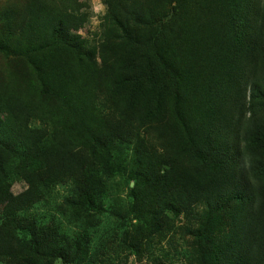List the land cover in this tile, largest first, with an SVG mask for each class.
Masks as SVG:
<instances>
[{"label": "trees", "instance_id": "obj_1", "mask_svg": "<svg viewBox=\"0 0 264 264\" xmlns=\"http://www.w3.org/2000/svg\"><path fill=\"white\" fill-rule=\"evenodd\" d=\"M19 2L0 264H130L180 215L195 264H264V0H102L98 42L76 0Z\"/></svg>", "mask_w": 264, "mask_h": 264}, {"label": "rangeland", "instance_id": "obj_2", "mask_svg": "<svg viewBox=\"0 0 264 264\" xmlns=\"http://www.w3.org/2000/svg\"><path fill=\"white\" fill-rule=\"evenodd\" d=\"M8 1L14 0H0V8L5 6ZM19 1V0H17ZM26 0H20L19 4H23ZM80 8L86 7L88 22L86 26L79 30L82 35L89 38L94 36L96 41H99L100 37V22L101 17L106 11V6L102 0H76ZM88 29V31H87ZM2 62V59L0 60ZM115 182V181H111ZM25 188L22 182H16L13 184L11 191L14 194L21 192ZM57 192H63L64 187L56 188ZM56 191V190H55ZM44 203L40 207H44ZM196 204V207H202ZM47 208V206H45ZM42 211V208H39ZM48 209V208H47ZM187 224L185 217L181 216L179 219H175L170 229L159 232L158 235L154 236L149 242L144 243V256L143 260L136 261L134 256L128 258L130 264H155L156 259L160 260L161 264H195L196 253L192 246V240L189 235L183 234V229ZM151 247V251L148 250L147 244ZM118 257L110 260V263L116 262Z\"/></svg>", "mask_w": 264, "mask_h": 264}]
</instances>
